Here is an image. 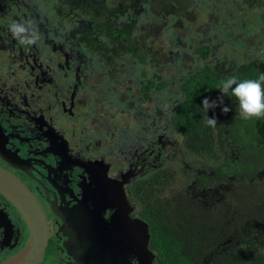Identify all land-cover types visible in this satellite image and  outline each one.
Returning <instances> with one entry per match:
<instances>
[{
  "label": "flooded vegetation",
  "instance_id": "af4514ba",
  "mask_svg": "<svg viewBox=\"0 0 264 264\" xmlns=\"http://www.w3.org/2000/svg\"><path fill=\"white\" fill-rule=\"evenodd\" d=\"M224 2L212 3L197 23L185 15L161 22L159 0H0V166L46 212L49 244L38 264H79L68 246L98 234L109 235L128 264H141L136 254L144 250L150 264H165L143 213L156 198L167 202L172 223L195 224L200 252L251 256L264 248V161L257 162L264 160V117L241 118L232 98L226 115L215 109L218 122L208 134L214 150L205 151H194V136L177 125L191 74L204 91L240 62L264 70V7L232 2L254 12L258 24L242 26V38L256 27V41L235 36L232 48L241 49L233 56L212 27ZM26 20L39 31L36 45H21L9 31ZM160 62L169 68L160 70ZM176 222L174 235L187 238V221ZM29 237L25 216L0 191V263Z\"/></svg>",
  "mask_w": 264,
  "mask_h": 264
},
{
  "label": "trees",
  "instance_id": "16d2710c",
  "mask_svg": "<svg viewBox=\"0 0 264 264\" xmlns=\"http://www.w3.org/2000/svg\"><path fill=\"white\" fill-rule=\"evenodd\" d=\"M160 1V18L161 22L168 21L171 17L176 20L179 19L180 22H183V16L187 10V1L188 3H193L194 0H159ZM228 3H231V0H227ZM230 1V2H229ZM242 5L250 7L251 5H256L259 3L264 7V0H240ZM224 4H227L224 2ZM116 8H119L117 6ZM135 24L138 23L137 19H134ZM127 36L130 37V31L127 29ZM117 38H120L118 36ZM127 49H130V46H127ZM199 52L206 56L208 51L199 50ZM225 70V69H224ZM230 71H233L229 73ZM225 74L222 75V81L230 76H236L240 80L243 79H256L260 74L264 73V70L258 68L253 64H247L240 62V65H237L231 70H225ZM200 78L196 74H191L189 79H186L183 86L184 89H187V101L178 111V122L177 125L180 130H187L186 132L190 133L193 137L189 141L191 143V148L194 151H205L209 145L213 149L214 145L209 140L208 134H211V130L205 124L204 117L206 115L211 116L205 111L202 106V100L205 96H210L215 98L217 94V87L219 85V79L215 77V81L207 82V89L204 91L201 90ZM197 81V82H195ZM211 84L214 87V90L210 88ZM236 98L226 97L225 103H229L231 100ZM239 112V107H237ZM202 138L204 140H202ZM222 137H219L221 139ZM206 145L207 147H205ZM214 150V149H213ZM212 150V151H213ZM211 151V152H212ZM257 161V162H262ZM158 205V208L155 206ZM155 203L153 201L146 203L144 207V215L148 221L151 222L153 228V243L159 247V256L164 260L165 264H264V248L256 250L255 254L251 256H246L237 251H224L218 254H214L212 257L210 254L205 252H200V247H204L205 244L202 240V235L198 233L193 227L195 224L188 218L185 219H176L172 223V219L169 217L166 212L167 207L166 201L161 198H156ZM178 209V208H177ZM177 215H182V213H177ZM180 217V216H179ZM176 220L187 221L186 224L181 226V231L187 232L186 236H183L181 233L176 237L173 233V229L179 227ZM213 250V249H212ZM204 260H207L204 262Z\"/></svg>",
  "mask_w": 264,
  "mask_h": 264
},
{
  "label": "water",
  "instance_id": "95a60500",
  "mask_svg": "<svg viewBox=\"0 0 264 264\" xmlns=\"http://www.w3.org/2000/svg\"><path fill=\"white\" fill-rule=\"evenodd\" d=\"M0 191L19 208L30 229V237L26 247L0 264L40 263L44 259L50 237V227L43 206L16 175L1 166ZM145 226L144 230L146 231L147 226ZM78 239L77 242L75 240L68 247L79 264H128L126 256L118 254L110 245L111 238L109 235H91L90 239L85 241ZM143 241V249H146V237ZM75 245L78 246L77 249ZM136 257L140 259L141 264H150L153 255L144 250L137 253Z\"/></svg>",
  "mask_w": 264,
  "mask_h": 264
},
{
  "label": "clouds",
  "instance_id": "9594fccd",
  "mask_svg": "<svg viewBox=\"0 0 264 264\" xmlns=\"http://www.w3.org/2000/svg\"><path fill=\"white\" fill-rule=\"evenodd\" d=\"M13 38L21 45L32 46L40 41L38 29L33 28L31 20L13 21L9 26ZM219 94L212 98L205 96L202 100V106L206 112L213 111V115L204 117L205 124L215 128L218 122V116L215 115V109L219 108L222 114L231 111L228 104L225 103L226 97H235L238 101L239 115L243 119L264 117V73L256 79L240 80L236 76H230L218 85Z\"/></svg>",
  "mask_w": 264,
  "mask_h": 264
},
{
  "label": "rangeland",
  "instance_id": "374dc122",
  "mask_svg": "<svg viewBox=\"0 0 264 264\" xmlns=\"http://www.w3.org/2000/svg\"><path fill=\"white\" fill-rule=\"evenodd\" d=\"M215 1L216 0H195L196 5H192V3H188V1H187V12L184 15L187 17V20L190 19V16H191V18L195 19L197 23H200V22L203 23V22H205L207 15L202 17V13L203 12H211L212 5H215ZM233 1H235L234 7L238 6L240 3V2H238V0L237 1L231 0V3L222 5V7H224V9H222L220 11L219 21L218 22L215 21L212 24V27H213V32H216L217 36L223 34L221 37L223 38V41H225V43L230 47L231 52H232L231 55L239 56L240 50H238L236 48L241 49V46L239 45V46H235L232 48V46H233L232 39H234V37L237 36L240 40L246 41L248 43L256 41L253 37L257 31L256 27L254 28L255 33H246V36L244 38H242L243 37L242 36V26H247V25H256L257 26L258 24L255 21H253V17H255L254 12H251V11L240 12V10L237 11L233 7V4H232ZM242 6H244V5H242ZM227 7H229L230 9H226ZM232 9H234V11ZM233 12H236L234 17H232ZM151 21H152L151 18H149L148 21L145 20L144 22H151ZM228 25H230V26L236 25V26L231 28ZM252 30L253 29H251V31ZM231 31H233V33H232L233 36L231 33H228ZM168 33L169 32L167 31V34ZM257 37H258L257 40H259L261 37V33H258ZM160 38L164 39V38H166V36L164 34H161ZM167 64L168 63L160 62L159 69L165 70L166 68H169ZM125 96H126V98L132 97V95H129V94H125ZM133 97L135 98V101H141V98L139 97L138 94L136 95L134 93ZM148 104H149L148 101H146L145 106H148ZM108 111H109V109H108ZM131 120L132 121L127 120L126 118H122L121 123L125 126L130 125L129 127H131V126L137 127L138 124H136V122L134 121V118H132ZM144 120H145V118L143 119V121ZM115 170H116V166H115ZM229 202H231V200H229Z\"/></svg>",
  "mask_w": 264,
  "mask_h": 264
}]
</instances>
